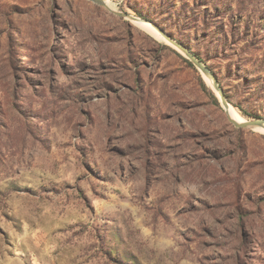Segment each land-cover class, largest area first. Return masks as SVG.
<instances>
[{
  "label": "rangeland",
  "instance_id": "374dc122",
  "mask_svg": "<svg viewBox=\"0 0 264 264\" xmlns=\"http://www.w3.org/2000/svg\"><path fill=\"white\" fill-rule=\"evenodd\" d=\"M110 1L0 0V264H264L263 128L175 44L264 119V0Z\"/></svg>",
  "mask_w": 264,
  "mask_h": 264
},
{
  "label": "water",
  "instance_id": "95a60500",
  "mask_svg": "<svg viewBox=\"0 0 264 264\" xmlns=\"http://www.w3.org/2000/svg\"><path fill=\"white\" fill-rule=\"evenodd\" d=\"M96 2H100V3H104L103 0H93ZM105 4V3H104ZM146 22H150L148 20H144ZM179 48H181L186 56L196 65L198 66V68L204 73V74H208L209 76H211V78L213 79V84L215 89L217 90L220 100L223 104V106L225 107L227 113H228V117L229 120L235 124V126L238 127H250V126H255V125H264V119H259V120H249V121H245V122H237L236 120H234L229 113V105H228V101L226 99V96L222 90V88L219 86L216 78L214 77L212 71L202 62V60H200L195 54L191 53L187 48L183 47L180 44L175 43Z\"/></svg>",
  "mask_w": 264,
  "mask_h": 264
},
{
  "label": "bare ground",
  "instance_id": "6f19581e",
  "mask_svg": "<svg viewBox=\"0 0 264 264\" xmlns=\"http://www.w3.org/2000/svg\"><path fill=\"white\" fill-rule=\"evenodd\" d=\"M104 3L108 6V7H112L113 3H111L110 0H104ZM135 22L141 26L142 28L146 29L147 31L151 32L152 34H155V35H158V33L156 32L154 26L149 23V22H146L144 20H135ZM160 35V34H159ZM229 110V113H230V116L236 120L237 122H245L244 119L238 114L236 113L231 107L228 108ZM260 127H262L263 131H264V125H260Z\"/></svg>",
  "mask_w": 264,
  "mask_h": 264
},
{
  "label": "trees",
  "instance_id": "16d2710c",
  "mask_svg": "<svg viewBox=\"0 0 264 264\" xmlns=\"http://www.w3.org/2000/svg\"><path fill=\"white\" fill-rule=\"evenodd\" d=\"M203 85H204V88L206 89V86H205L204 82H203ZM223 92H224L225 96L227 97L226 92H225V91H223ZM211 93H212V92H211ZM212 96H213V98L215 99V101L218 102L217 97H216L213 93H212Z\"/></svg>",
  "mask_w": 264,
  "mask_h": 264
}]
</instances>
